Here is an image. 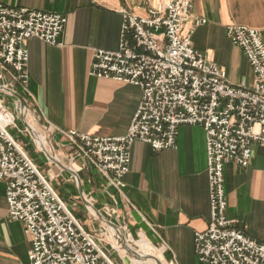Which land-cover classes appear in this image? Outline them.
I'll use <instances>...</instances> for the list:
<instances>
[{
  "label": "built area",
  "instance_id": "obj_1",
  "mask_svg": "<svg viewBox=\"0 0 264 264\" xmlns=\"http://www.w3.org/2000/svg\"><path fill=\"white\" fill-rule=\"evenodd\" d=\"M192 4L161 0L143 16L121 12L117 49L94 50L89 76L138 87L139 105L125 135L62 131L61 148L72 149L66 166L78 173L77 162L83 161L122 194L135 143L155 152L176 149L180 126L202 128L210 213L207 228L194 235L196 257L204 264H264V244L234 229L237 222L226 216L224 181L226 164L246 168L253 146L264 148V41L257 29L227 26V37L242 50L254 76L249 88L233 86L223 68L193 48L192 36L206 21L191 15ZM64 25L61 14L0 3V84L5 90L26 100L28 41L58 45ZM5 90L0 91V181L6 185L9 219L22 223L31 236L28 264H119L112 251L125 264L108 241L109 227L90 211L97 227H85L11 133L20 104Z\"/></svg>",
  "mask_w": 264,
  "mask_h": 264
},
{
  "label": "crops",
  "instance_id": "obj_2",
  "mask_svg": "<svg viewBox=\"0 0 264 264\" xmlns=\"http://www.w3.org/2000/svg\"><path fill=\"white\" fill-rule=\"evenodd\" d=\"M159 1L0 0L9 7L58 13L65 18L58 45L28 41L26 96L33 122L65 165H69L72 149L61 148L65 142L62 131L108 137L126 134L141 90L89 76L92 55L96 49H117L123 10L143 16ZM191 15L206 21L192 36L193 48L223 68L230 84L251 87L252 70L242 50L227 37L226 28L237 24L257 29L264 41V0H193ZM44 157L48 161L40 157L44 174L71 208L77 202L74 194L81 201L73 177ZM76 166L86 199L104 206L102 214L107 219H114L115 211L117 221L124 219L119 224H126L127 219L143 231L131 216L136 211L150 227L148 232L159 238L170 263L204 264L194 250V235L207 228L210 213L202 128L180 126L176 149L155 152L135 143L122 194L94 167L83 161ZM224 181L226 216L237 222L232 227L264 244V148L253 146L246 168L226 164ZM5 189V182L0 181V264H28L31 236L22 223L9 219ZM87 220V227L97 224Z\"/></svg>",
  "mask_w": 264,
  "mask_h": 264
},
{
  "label": "rangeland",
  "instance_id": "obj_3",
  "mask_svg": "<svg viewBox=\"0 0 264 264\" xmlns=\"http://www.w3.org/2000/svg\"><path fill=\"white\" fill-rule=\"evenodd\" d=\"M2 98L4 100H6L9 104H11L10 103V98H9L8 95L3 94L2 95ZM10 108L13 109L12 106ZM27 118L35 126L37 132L42 136V134L37 129L36 124L33 122L32 118H31V115L29 113L27 114ZM27 122H28V120H27ZM11 133L16 136V138L18 139V141L21 144V146L23 147V149L25 151H27V153L29 154L30 157L34 158V160L36 161V164L38 165V167L40 168V170L42 171V173H44V167H43L44 166L43 165L44 162L41 160L40 157H42L44 160H46V159H45L43 153L35 146L34 141L30 137V134L26 131V129L22 125V123L20 121V116H18V118L16 119V128H14L13 130H11ZM29 148H31L32 150L28 151ZM36 157H37V159H36ZM38 157H39V159H38ZM74 195L76 197L77 202L74 203V205L70 209H71L72 212H74L76 214L77 218L86 227V223L88 221L87 218H92V217H90L89 210L84 206V204L82 203V201L79 200L78 195L77 194H74ZM77 204H80L81 207L78 208V205ZM122 219H120L121 222H123V220H124V219L123 220ZM125 223L126 224H124V225L127 227L126 230H125V226L123 224H119V227L122 230L124 236L131 235V236H126L128 239L134 240V241H139V240H141V235H144L152 244L155 245V247H157L158 249H162L161 248V245L158 243V240L156 239L155 236H153V234L151 232H145L144 233L143 231L139 230V228L137 226H133V225L128 224L127 219L125 220ZM96 227H97V225H96ZM109 240L115 246L117 245V250H118L120 256L123 257L124 260L127 259V261H125V264H146V263H144L142 261L137 262V261H134V260H132L130 258H127L126 255L121 252V250H120L121 248H120V245L118 244V242L116 244V242L112 238H110ZM111 256L119 264H122L117 252L112 251L111 252ZM163 256H164V254H163ZM164 259H165V261L167 263L172 264V263H170L165 258V256H164Z\"/></svg>",
  "mask_w": 264,
  "mask_h": 264
},
{
  "label": "bare ground",
  "instance_id": "obj_4",
  "mask_svg": "<svg viewBox=\"0 0 264 264\" xmlns=\"http://www.w3.org/2000/svg\"><path fill=\"white\" fill-rule=\"evenodd\" d=\"M27 120L29 122V123L27 122L28 126L35 140V144H36L35 146L38 147L40 151H44L45 149L48 155L55 156V153L50 149L46 138L43 135L41 136L37 132L35 126L31 123V121H29V119L26 116V121ZM55 159L60 162V160L56 156ZM108 227L110 232L108 235L109 239L110 238L116 239V242H118V244L120 245L121 252L125 254L127 258H130L137 262L142 261L146 264H169L164 259L163 250L155 247V245L152 244L144 235H141V240L134 241L124 236L122 230L119 227V223L117 225L112 224ZM108 241L114 248L117 249V245L115 246L110 240ZM124 261H127V259Z\"/></svg>",
  "mask_w": 264,
  "mask_h": 264
},
{
  "label": "water",
  "instance_id": "obj_5",
  "mask_svg": "<svg viewBox=\"0 0 264 264\" xmlns=\"http://www.w3.org/2000/svg\"><path fill=\"white\" fill-rule=\"evenodd\" d=\"M5 90L3 88V86L0 84V91ZM8 94H10L11 96L15 97L20 104V121L22 123V125L24 126V128L28 131V133L30 134V136L32 137L34 143V137L32 136V133L30 131V128L28 126V123L26 121V116L28 113H30V109L29 106L26 102V100L19 95L16 92L10 91V90H5ZM36 145V144H35ZM50 147V146H49ZM50 149L52 150V148L50 147ZM53 151V150H52ZM44 153V155L46 156V158L53 164H55L56 166H58L59 168H61L63 171L68 172L69 174H71V176L73 177L77 189H78V193L80 196V199L82 201V203L84 204V206L90 210V212L95 216V218L105 224L106 226H110L112 224L117 225V220L115 219L117 217V213L115 211L112 212V216L114 217V219L109 220L107 219L103 214L102 211H105L104 206L102 205H98V204H91L85 197L83 189H82V185H81V180L78 176V174L72 170L70 167L66 166L65 164L59 162L58 160L55 159V156L53 155H48L47 151L44 149V151H42ZM54 154V153H53ZM131 216L134 219V221L140 226V228L144 231V232H148L150 230V227L148 226V224L143 220V218L136 212L133 211L131 212ZM156 239L159 241V238L157 236H155Z\"/></svg>",
  "mask_w": 264,
  "mask_h": 264
}]
</instances>
